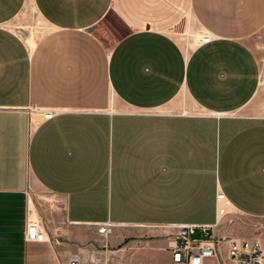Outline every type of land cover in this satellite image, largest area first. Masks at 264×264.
Here are the masks:
<instances>
[{
	"label": "crops",
	"instance_id": "1",
	"mask_svg": "<svg viewBox=\"0 0 264 264\" xmlns=\"http://www.w3.org/2000/svg\"><path fill=\"white\" fill-rule=\"evenodd\" d=\"M185 21L210 41L185 48ZM263 27L264 0H0V264H173L174 226L230 240L217 193L264 220ZM226 241L204 264H231Z\"/></svg>",
	"mask_w": 264,
	"mask_h": 264
},
{
	"label": "built area",
	"instance_id": "2",
	"mask_svg": "<svg viewBox=\"0 0 264 264\" xmlns=\"http://www.w3.org/2000/svg\"><path fill=\"white\" fill-rule=\"evenodd\" d=\"M210 38L205 36L201 38V43H208ZM53 112H43L45 120L51 119ZM216 199L221 202L217 207L227 208L228 202L223 194L217 193ZM228 213L224 214V217ZM97 233L102 236H107L110 233L112 225L110 223L96 224ZM176 233L174 241L170 244L171 261L173 264H204V261L209 258L219 259V244L226 241L219 239L215 241L211 235L212 226L184 224L174 226ZM201 236L200 239L194 240L193 236L196 233ZM26 241L42 243L45 241V229L43 225L35 220L33 215L29 213L26 218ZM226 255L231 264H264V247L258 240H228ZM65 264H83L76 258H70Z\"/></svg>",
	"mask_w": 264,
	"mask_h": 264
},
{
	"label": "rangeland",
	"instance_id": "3",
	"mask_svg": "<svg viewBox=\"0 0 264 264\" xmlns=\"http://www.w3.org/2000/svg\"><path fill=\"white\" fill-rule=\"evenodd\" d=\"M27 18L26 16H24L22 17V20H25ZM21 25H24L22 21H16L14 24V26L16 27L15 30L18 32H23L24 30H22L23 28L20 27ZM30 25H33L34 29L36 30H40L41 28L39 22L36 21H33ZM127 32L128 28L112 10L96 27V34L100 37L101 40H103L104 44L107 47H112L113 44L121 37H123ZM172 35L181 43H183L185 48L190 47V44L192 42L191 40L193 38L200 40L202 37H204L203 32L200 34L189 21H185L177 28H175L172 32ZM247 45L257 56L261 67V93L263 95V100L261 104L260 102H258V104H260L259 107L261 112L264 113V108L262 106L264 104V27L259 32L253 34L248 38ZM231 211V209L228 210L227 216L224 217V219L220 222L218 228H216L219 231V234H221V236L229 235L228 239L230 240H258L264 247V220L241 218L237 215H234V213H232ZM200 238L201 236L198 232L193 236L194 240H198ZM219 241L221 242V240Z\"/></svg>",
	"mask_w": 264,
	"mask_h": 264
},
{
	"label": "bare ground",
	"instance_id": "4",
	"mask_svg": "<svg viewBox=\"0 0 264 264\" xmlns=\"http://www.w3.org/2000/svg\"><path fill=\"white\" fill-rule=\"evenodd\" d=\"M220 210H221L223 213H227L228 210H229V208H225V209H224V208H222V206H220V207H219V211H220Z\"/></svg>",
	"mask_w": 264,
	"mask_h": 264
}]
</instances>
